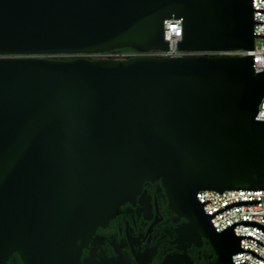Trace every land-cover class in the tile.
Returning <instances> with one entry per match:
<instances>
[{"label":"water","instance_id":"obj_1","mask_svg":"<svg viewBox=\"0 0 264 264\" xmlns=\"http://www.w3.org/2000/svg\"><path fill=\"white\" fill-rule=\"evenodd\" d=\"M252 1L0 0V264H81L146 181L211 228L199 192L264 189L252 56L49 58L167 51L171 19L180 51H252Z\"/></svg>","mask_w":264,"mask_h":264},{"label":"flooded vegetation","instance_id":"obj_2","mask_svg":"<svg viewBox=\"0 0 264 264\" xmlns=\"http://www.w3.org/2000/svg\"><path fill=\"white\" fill-rule=\"evenodd\" d=\"M13 255L8 264H22ZM232 258L228 235L201 216L175 211L160 181H146L81 248V264H233Z\"/></svg>","mask_w":264,"mask_h":264},{"label":"built area","instance_id":"obj_3","mask_svg":"<svg viewBox=\"0 0 264 264\" xmlns=\"http://www.w3.org/2000/svg\"><path fill=\"white\" fill-rule=\"evenodd\" d=\"M254 9V49L252 51L233 52H183L178 49L182 39V21L177 19L164 22V39L169 44L167 51H113L94 55L68 56L91 60L111 59L126 61L132 58L154 57H194V56H252L257 72L264 71V0H253ZM51 58V57H49ZM256 121L264 122V97L259 106ZM197 199L204 205V213L210 217V223L216 233L230 229L241 238L240 251L233 255V264H264V189H249L247 186L227 190L201 191Z\"/></svg>","mask_w":264,"mask_h":264},{"label":"rangeland","instance_id":"obj_4","mask_svg":"<svg viewBox=\"0 0 264 264\" xmlns=\"http://www.w3.org/2000/svg\"><path fill=\"white\" fill-rule=\"evenodd\" d=\"M51 59H55V60H70L72 58L68 57V56H55V57H51Z\"/></svg>","mask_w":264,"mask_h":264},{"label":"trees","instance_id":"obj_5","mask_svg":"<svg viewBox=\"0 0 264 264\" xmlns=\"http://www.w3.org/2000/svg\"><path fill=\"white\" fill-rule=\"evenodd\" d=\"M122 51H133V50H131V49H125V50H122ZM13 257H16L17 259L20 260L19 255L17 253H14ZM9 263H10V261H9Z\"/></svg>","mask_w":264,"mask_h":264}]
</instances>
